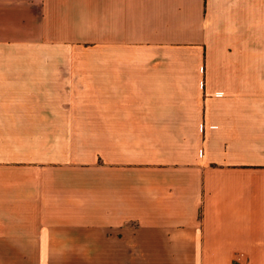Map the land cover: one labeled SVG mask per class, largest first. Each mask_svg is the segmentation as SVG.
I'll return each mask as SVG.
<instances>
[{"label":"crops","instance_id":"crops-1","mask_svg":"<svg viewBox=\"0 0 264 264\" xmlns=\"http://www.w3.org/2000/svg\"><path fill=\"white\" fill-rule=\"evenodd\" d=\"M0 264H264V0H0Z\"/></svg>","mask_w":264,"mask_h":264}]
</instances>
